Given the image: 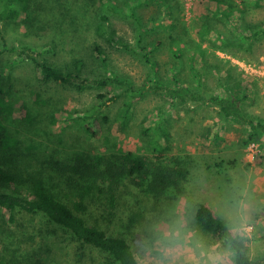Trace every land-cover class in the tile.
<instances>
[{"label":"trees","instance_id":"16d2710c","mask_svg":"<svg viewBox=\"0 0 264 264\" xmlns=\"http://www.w3.org/2000/svg\"><path fill=\"white\" fill-rule=\"evenodd\" d=\"M149 1L158 4L150 19L155 22L151 27L138 11ZM171 3L172 0H0V25L24 24L37 38L35 46L18 42L11 48L6 44L2 47V51L17 54L11 66L27 63L37 71L25 85L30 87V95L13 91V84H7L14 81L12 76H7L8 82L0 76V235L4 236L8 229L16 236L15 246L22 253L21 260L11 259L7 264L22 260L27 264H57L50 256L53 246L72 256L73 264H138L131 240L138 237L144 245L163 243L176 247L196 232L219 250L228 251V264H264V253L250 258L243 239L229 229L211 205L196 200L195 186L202 169L193 166L198 162L194 155L174 154L177 142L172 124L162 111L152 126L139 131V135L149 136L150 130L156 134L137 150L125 148L119 136L110 140L104 135L105 153L92 154L79 146L68 151L60 133H53L59 122H69L89 138L98 139L104 124L110 122L109 105L127 98L119 121L124 131L132 127L139 103L155 92L174 106H211L223 118L245 125L250 139L259 140L264 135V120L243 108L241 103L246 97L242 93L236 96L233 87L225 86L222 96L208 92L200 69L194 66L191 70L196 78L190 84L181 77L178 69L182 67L174 63L170 64V78L161 74L154 58V49L161 42H148L150 33L167 31L166 40L177 42L182 52L175 56L180 65L185 51L196 45L200 49L199 44L181 48L185 43L174 30L175 25L164 22L173 9ZM53 4L61 6L57 10L60 12H53ZM262 8L264 0H200L198 9L205 18L195 23L197 35L221 41L232 39L233 47L251 50L254 41L264 38V21L252 22L249 16ZM215 15L232 26L234 36L213 26ZM113 18L134 26V44L118 36ZM42 38L47 43L39 47ZM0 39H4L1 31ZM87 43L90 46L86 47ZM54 48L62 54L61 62H49L43 57L55 54ZM109 48L140 56L149 66L146 79L136 84L130 76L115 70ZM87 49L95 55L96 68L84 75L86 63L82 55ZM200 54L201 60L205 50ZM225 77L232 79L231 75ZM248 84L235 82L239 90L247 89ZM60 88L93 90L94 96L90 102L69 107L63 103ZM14 125L33 129L37 132L33 137L40 142L24 143ZM263 159L257 156L254 162L260 164ZM233 169L236 168H204V175L213 173L223 198L239 188L229 171ZM22 214L40 215L52 227H27L19 217ZM0 264H6L2 250Z\"/></svg>","mask_w":264,"mask_h":264},{"label":"rangeland","instance_id":"374dc122","mask_svg":"<svg viewBox=\"0 0 264 264\" xmlns=\"http://www.w3.org/2000/svg\"><path fill=\"white\" fill-rule=\"evenodd\" d=\"M143 1V0H142ZM175 1V2H174ZM200 0H172L171 14L166 16L164 22L175 25V31L179 38H183L184 45L181 48L193 44L189 51H185L184 59L180 64L179 46L177 42L169 43L166 38L167 31L159 32V34L150 33L149 41L155 43L161 42L154 49V58H156L161 74L170 78V64L174 63L178 67H182L181 77L188 79L190 84L195 81V72L191 70L194 66L200 69L204 84L208 92L218 95H225V86L233 87V93L241 97L245 95L244 101L241 103L243 108L252 116L264 120V38L260 37L254 41L251 50L240 48L234 44L232 39L217 40V38L198 37L195 23L203 22L205 14L198 9ZM154 1L145 2L138 7L146 19L147 26L155 25L150 19L155 16L156 5ZM176 4V5H174ZM67 6V4H66ZM59 4H53V12L60 10ZM60 12V11H57ZM163 14V13H162ZM214 27L223 34L229 31L232 36V26L227 24L221 16L215 15ZM252 22L264 21V8L257 9L253 12ZM159 21L157 19L156 23ZM113 25L118 36L130 44H134L137 32L130 23L113 18ZM173 30V31H174ZM0 76L4 77V81L8 82L7 76L10 75L14 81L7 84H13V91L19 94L30 95V87L25 86L37 71L32 65L27 63L14 64L10 63L17 60L15 52L2 51L3 44L8 47L22 44L35 46L37 38L34 36L32 29H27L24 24L0 25ZM171 32V31H169ZM44 37V36H43ZM39 40V47L47 43L46 38ZM45 40V41H44ZM212 40V41H211ZM90 46V43L85 46ZM70 45L67 46V48ZM55 49V54H45L43 57L49 62H61L64 59L62 54ZM180 50V49H179ZM205 50L204 61L198 59L202 56L200 52ZM112 67L119 72L130 76L136 84H140L148 75L149 66L142 60L140 56L130 52H115L111 48L108 49ZM85 58V74L96 68L94 62L95 55L88 49L82 55ZM60 58V59H59ZM150 71V70H149ZM225 75H231L232 79H226ZM38 76V75H37ZM40 77V76H39ZM246 81L249 84L247 89L236 87L235 82ZM224 86V87H223ZM117 90L113 91L116 92ZM59 93L63 96V103H67L69 107L80 106L90 102L94 96L93 90L74 91L69 88H60ZM242 93V94H241ZM127 98H120L109 105L108 116L109 123L103 126V135L98 139H91L86 136L78 126L70 125L69 122H59L53 133H60L64 147L71 151V147L85 148L89 153L106 152V141L104 135L111 137L119 136L125 148L136 150L139 147L151 142L154 139L156 131H149L152 138L146 135H139L152 126L162 111L164 116L171 122V132L174 140L177 142L174 148V154L185 153L194 155L198 162L195 168H201L195 191L196 200L203 201L212 206L216 215L221 218L236 235L243 239L246 246L247 254L250 258H255L264 253V159L257 164V156H264V135L259 140L250 139L247 127L242 123L231 119L223 118L218 115L215 108L198 106H174L170 102L165 101L160 95L151 92L137 106V116L132 120V127H128L122 131L120 128V114ZM44 110V109H43ZM40 114V113H39ZM37 115H33L35 118ZM115 121H117L115 123ZM18 134L22 136L24 143L28 144L30 140L39 141L37 132L25 125H14ZM125 132V133H124ZM41 134V133H40ZM118 138V139H120ZM116 141V138H115ZM40 142V141H39ZM174 144V143H173ZM151 147H154L152 145ZM39 152V150H38ZM204 168H236L229 170L230 174L236 179L237 191L233 189L232 193L223 198L217 191L218 185L214 179L213 173L204 175ZM241 186V189H240ZM239 190V191H238ZM229 196V197H228ZM21 221L28 227L34 229H48V223L39 216H29L22 214L19 216ZM112 225L110 226V228ZM57 231V230H56ZM60 235V233L57 231ZM186 238V237H185ZM16 236L8 233L0 235V250L6 255V264L9 260L18 258L22 259V253L15 246ZM139 241V242H138ZM138 264H197L209 258L211 254L215 264H228L229 252L219 250L215 244H212L200 232L191 233V237L186 238L183 245L176 247H167L163 243L155 245H144L138 237L131 240ZM4 250V251H3ZM8 253H13L10 256ZM204 253V255H201ZM50 256L57 264H73L74 258L68 255L66 251L60 252L57 246L52 247ZM19 264H27L20 261Z\"/></svg>","mask_w":264,"mask_h":264},{"label":"clouds","instance_id":"9594fccd","mask_svg":"<svg viewBox=\"0 0 264 264\" xmlns=\"http://www.w3.org/2000/svg\"><path fill=\"white\" fill-rule=\"evenodd\" d=\"M201 255H204V253H201ZM197 264H201V262L197 261ZM202 264H215V261L213 260L210 253H209V258L207 260L203 261Z\"/></svg>","mask_w":264,"mask_h":264}]
</instances>
